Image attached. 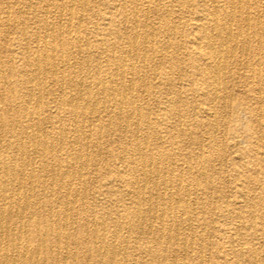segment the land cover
I'll list each match as a JSON object with an SVG mask.
<instances>
[{"label": "bare ground", "instance_id": "bare-ground-1", "mask_svg": "<svg viewBox=\"0 0 264 264\" xmlns=\"http://www.w3.org/2000/svg\"><path fill=\"white\" fill-rule=\"evenodd\" d=\"M223 1L152 0L163 13L154 25L143 0H0V264H130L143 231L153 246L134 249L148 264H190L204 238L191 228L196 206L223 195L212 177L226 147L252 146L264 164V42L252 50L253 0ZM181 51L198 75L186 87ZM150 95L163 97L154 117ZM169 140L177 152L163 149ZM235 189L204 218L214 257L198 249V264H264L254 242L264 243V187L259 202Z\"/></svg>", "mask_w": 264, "mask_h": 264}, {"label": "rangeland", "instance_id": "rangeland-1", "mask_svg": "<svg viewBox=\"0 0 264 264\" xmlns=\"http://www.w3.org/2000/svg\"><path fill=\"white\" fill-rule=\"evenodd\" d=\"M91 1L94 3L96 1L99 2V1H103V0H91ZM143 1H146V2H144V5H147L148 15L150 14L149 15V21L152 24L154 22V25H159L163 13H161L160 11L157 12L155 10L154 3L152 2V0H149V2H147L148 0H143ZM161 2H162L161 5H164V4L171 5L170 0H161ZM217 2L220 6L227 7L226 3H224L225 1L217 0ZM245 3L246 2L244 1L243 4H245ZM189 4L193 5V0H189ZM263 5H264V0L250 1L249 23L251 26L249 29H247V27H246L247 25H245V23L242 22L241 28H242V31L243 30L245 31L246 29L248 30L247 34H248V37H250V39L252 38L251 40H256V39L258 40V38L260 40L262 38V41L264 42V6ZM149 10H150V12H149ZM13 11L19 12L20 11L19 6L13 7ZM92 11H90V10L87 11L88 16L91 13H95ZM157 18L158 19L160 18V19L158 20ZM258 18H259V20H258L259 22L255 21ZM25 20H26L25 25L27 26L28 29L34 27V22L31 21L29 19V17L26 16ZM255 25H256V27H255ZM233 27H235V26H233ZM13 32L14 31H10V33H11L10 36H13L15 34ZM156 37L159 38V40L162 39V35H160V34L156 35ZM257 40H256V42H252V50H255L256 46H258ZM169 41L171 43H175V44L177 43V41H178V43H180V36L176 35L175 38H173L172 40H169ZM157 42H158V40H157ZM172 47L169 48V50H168L169 52L166 53L167 56L172 55V53H174L173 52L174 46H172ZM187 53L188 52H186V51H181L178 53V58H180L182 60V62H184L183 65L185 67H187V70L189 71V73L184 75L183 79L181 80V83L184 85V87L193 83L195 81V79L198 77V75H196V73L191 69V62H190V59L187 57ZM183 55H184V57H182ZM174 57H175V54H174ZM244 57L246 58L247 55H245ZM170 60L172 61L173 59H170ZM171 61H166V59H164L163 65L164 66H167V64L170 65ZM243 73L246 74L247 72L243 71ZM241 81H242V94H239L238 97H239V100H242V102H248L249 98H248L247 94L243 93L244 87H245L244 83L248 80L245 77H242L241 79H235V82L237 84L240 83ZM162 101H163V97L160 95H158V97L153 96V95L145 96L146 104H148V107H150L151 111L154 112L153 117L156 116V113H159V110L161 109V106L163 105L161 103ZM184 101L187 104L191 103V99H189V98L184 99ZM1 107H2V104H0V108ZM2 119L7 120V117L3 116ZM167 119H168L167 117L166 118H160V116L159 117L157 116L156 119H154V121L165 122V123L168 122L167 125L169 126L171 123V120L170 119L167 120ZM152 121H153V118H152ZM169 129L171 130V127H169ZM183 143H181V144H183ZM176 145H173V143L170 140L165 141V143L163 144V149L164 150L172 149L173 151L177 152L176 150L178 148L176 147ZM111 146H112V148H115V144H112ZM226 148L227 149L225 150V153H224V159L222 160L223 163H221V165H219L217 161L215 162L216 163V169H215L216 173H214V175L212 177V181H213L214 185L215 186L217 185L218 187L222 188V191H224L222 193L223 195L219 196L218 194L214 193L213 196H211L209 194H206V195L204 194V196L209 195L210 197L208 196L207 198L210 200V202H212V207L209 211L204 210V212H203L200 209V206H196L199 209V211L197 209V211L199 212V215L197 216L199 222L198 223H196V222L192 223L193 225L191 228L193 230V234H198V235L201 234V235H203L204 238H203V243L199 247L196 245L195 249H194V251H195L194 254L191 257H189V263L190 264H198L197 260H196V258L198 257L197 256L198 255L197 251H199L198 249H201V251H202L201 257L204 260V262L210 263L212 261V258L214 257V247L212 246L214 239L212 238L213 236H209V235H212L211 234V231H212L211 228L213 225L207 221L210 220L211 217H214V213H215V215L219 213V212H217L219 209L217 208L216 204H222L223 201L225 202L227 200L229 201V200L237 199L238 196L236 194L235 188H238V187L241 188L242 190L247 191V193H248L247 197L250 200L255 201V202H259V200L261 199L260 191H261V188L264 187V164L261 165L259 163L258 158L254 156V154H255V152L253 150L254 148L252 146L248 147L246 144H243L240 147V149L237 151L233 148H230V147L229 148L226 147ZM179 152H180V150H179ZM176 156H177V159H181V156L179 154ZM102 160L104 163H106V161H107L108 164L115 165L114 160H111V158H109L107 155H103ZM240 164H244V165L246 164L245 165L246 174L245 175L242 174V176L238 172H237V174H235L236 172L234 171V168ZM218 168H219V170H218ZM103 174H104V169L99 168V170L94 172L91 175V177L94 179L95 178L99 179L98 177H102ZM236 185H238V186H236ZM199 201H201V200H199ZM257 209H259V208L257 207ZM204 218L207 221H204ZM201 219L203 220V226L201 224V222H202ZM151 224L153 225L154 228L157 227V225L154 222H152ZM181 232H183V231H181ZM185 232L188 233L189 231L186 230ZM140 234L138 233L137 235H134V237L130 238L129 248H128L127 252H129V253L133 252L134 253L135 258L132 257V259L134 258L133 261H135L136 264H148V258H149L148 253L146 251H143V250L142 251L141 250H135L134 245H136V243H134L133 241L134 240L136 241V239H137V241H139L138 243L146 245L149 248V247L153 246L155 235H149L148 236V234H146L144 231L142 232L141 235ZM248 239L252 240L251 234L249 231H247V230L245 231L243 229L242 230V237L240 240H242L243 243H249L250 241ZM254 242L256 243V245H255L256 247H258L259 249L263 248V247L261 248L260 245L264 246V243H257L256 240ZM245 245L248 246V244H245ZM207 248H208V250H207ZM167 253H168V251H160L159 250V254L166 255ZM160 256L163 257L162 255H160ZM190 258H192V259H190ZM133 261L130 259V264H133ZM141 261H143V262H141Z\"/></svg>", "mask_w": 264, "mask_h": 264}]
</instances>
